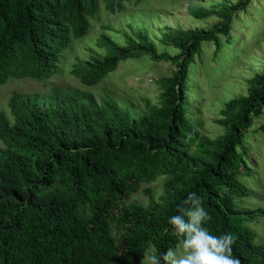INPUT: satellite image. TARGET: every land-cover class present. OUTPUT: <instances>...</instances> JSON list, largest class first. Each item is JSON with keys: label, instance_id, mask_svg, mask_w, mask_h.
I'll list each match as a JSON object with an SVG mask.
<instances>
[{"label": "trees", "instance_id": "1", "mask_svg": "<svg viewBox=\"0 0 264 264\" xmlns=\"http://www.w3.org/2000/svg\"><path fill=\"white\" fill-rule=\"evenodd\" d=\"M125 1L0 0V85L50 77L57 55L86 35L99 4L117 13ZM250 1L188 5L196 19L219 20L206 29H164L159 42L173 55L158 52L143 30L127 27L119 46L102 29L95 46L105 54L72 64L70 73L82 84L94 85L120 61L142 55L174 65L153 80L158 101L147 102L141 115L131 116L108 95L96 101L76 88L10 94L11 119L0 112V264H139L149 246L158 256L175 247L167 221L192 192L212 217L210 232L234 237L233 256L241 264H264V243L254 242L249 227L263 210L234 203L246 196L237 177L246 169L243 134L253 118L260 117L264 135V68L246 81L245 94L219 108L215 121L222 132L213 138L197 136L186 99L201 43L217 53L229 40L232 16ZM159 177L165 181L157 200L125 205L113 215L131 184ZM111 222L117 239L109 235Z\"/></svg>", "mask_w": 264, "mask_h": 264}, {"label": "rangeland", "instance_id": "2", "mask_svg": "<svg viewBox=\"0 0 264 264\" xmlns=\"http://www.w3.org/2000/svg\"><path fill=\"white\" fill-rule=\"evenodd\" d=\"M224 1L233 4L236 0ZM218 3L219 0H128L123 2L122 10L117 13L103 10L100 3L94 17L89 18L86 35L72 38L57 55L55 70L50 77L41 80L11 78L0 85V112L9 117L7 100L11 93L47 95L52 88H76L91 94L96 101L108 95L131 116L141 115L147 102L157 103L159 89L153 80L169 75L174 68L171 62L149 60L146 55L126 59L94 85H84L72 75V64L76 60L105 54L104 48L95 46L96 37L103 28L102 32L119 46L124 44L127 27L133 31L143 30L158 52L173 55L176 52L172 48L159 42L161 32L164 29H206L219 18L209 15L196 19L188 13V5L216 8ZM228 34L229 40L221 42L215 54L213 44L201 43L199 56L193 58L189 67L190 90L186 99L191 112L187 117L194 123L197 136L213 138L222 132V127L215 121L219 118V108L227 99L245 94L246 81L264 68V0H251L245 9L236 11ZM223 38L225 36H220L221 41ZM261 124L260 117L253 118L243 134L246 169H240L237 180L246 196L234 200L240 209L263 210V215L249 224L255 243H264V135L257 129ZM243 170L247 174L242 173ZM164 181L165 177H159L149 184H131L126 195L113 207V215L125 205L145 206L157 200ZM107 229L109 235L117 239L118 230L113 222ZM152 253L153 248L149 246L139 264H147L145 256Z\"/></svg>", "mask_w": 264, "mask_h": 264}, {"label": "clouds", "instance_id": "3", "mask_svg": "<svg viewBox=\"0 0 264 264\" xmlns=\"http://www.w3.org/2000/svg\"><path fill=\"white\" fill-rule=\"evenodd\" d=\"M212 220L201 196L189 193L168 218L165 233L177 238V246L167 251L146 255L147 264H241L233 256L234 237L214 235L206 226Z\"/></svg>", "mask_w": 264, "mask_h": 264}]
</instances>
